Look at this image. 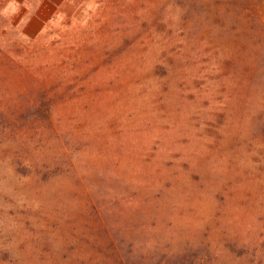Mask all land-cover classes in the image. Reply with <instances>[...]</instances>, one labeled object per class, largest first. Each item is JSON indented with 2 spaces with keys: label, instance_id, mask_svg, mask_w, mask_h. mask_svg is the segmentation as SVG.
Listing matches in <instances>:
<instances>
[{
  "label": "rangeland",
  "instance_id": "1",
  "mask_svg": "<svg viewBox=\"0 0 264 264\" xmlns=\"http://www.w3.org/2000/svg\"><path fill=\"white\" fill-rule=\"evenodd\" d=\"M115 2L0 0L7 55L28 46L22 57L43 65L56 53L33 45H84L55 60L72 81L58 90L80 94L65 111L85 121L95 95L141 125L122 133L121 152L113 148L120 165L84 178L81 213L66 186L37 196L44 170L7 153L19 139L9 145L15 125L4 134L0 124V249L12 244L32 264H264V0H185L173 13L180 25L152 28L148 0H121L120 10ZM21 53L6 67L13 83L28 75ZM171 63L174 73L163 67ZM100 221L107 237L81 234ZM5 257L0 264H13Z\"/></svg>",
  "mask_w": 264,
  "mask_h": 264
},
{
  "label": "trees",
  "instance_id": "2",
  "mask_svg": "<svg viewBox=\"0 0 264 264\" xmlns=\"http://www.w3.org/2000/svg\"><path fill=\"white\" fill-rule=\"evenodd\" d=\"M115 1V3H117L115 8H119L120 10V3L118 2L121 0ZM184 2L185 0H174L172 3H170L169 0H148V17L151 28L157 24L168 25L170 27L180 25L179 20L176 19L173 13H175L180 7V4ZM79 41L80 39L78 38V44ZM33 46L36 48L37 52L35 53L38 55L48 52L56 54L55 56L52 55V59L47 60L46 64L42 65L36 63L35 59L32 57L31 61L29 60V56L24 59L22 54L26 52L29 55V48L28 46L25 48L21 47L20 52L22 53L20 60L25 62L24 66L28 69V75L23 78V81L20 79L15 83L10 81V77H8L9 72L6 67L11 65L12 57L17 58L20 52L15 53L12 49H7V53H9V55H7L5 48L0 49V124L3 126L1 132L5 134V130L9 125H15L14 130L12 129V133H8L4 141L8 140V144L10 145L14 144L17 138L19 139L18 144L10 151H7V153L16 155L20 159L22 158L19 164L23 163L25 168L32 166L35 161V172L38 174L44 170V173L40 175L41 177H37L35 180V184L39 185L41 183L43 186L35 190L37 196H44L45 194L43 193H45L46 188L52 189L56 187V185L58 187L66 186L65 188L70 190L69 193H67L68 199L74 196V199L77 201L76 205H73V209L78 211L81 210V213H83L85 211L82 203V194L85 190L82 185L84 178H86L87 175L102 178V175H106L116 164L120 165L121 160H114L112 154L115 148H117V152H121L122 149H124V143L120 141L122 133L133 132L131 130H133L134 124H136L137 127L141 125L135 123V121H129L132 115L126 116L127 113H121L120 110V112L113 111V109L104 105L101 107L99 103L100 99L96 100L97 98L95 95H92V98L95 100L91 102L95 109L92 114L85 118V121L81 114L76 115L70 111H65L64 106L66 103L78 99L80 94L75 96L67 95V92L58 90L63 86H71L72 81L65 78L66 74L65 70L62 68L63 66L60 65L61 67H55V60H65L69 56L70 60H72L71 52L83 50L84 45H58L56 46V48H58L56 49L57 51L48 48L47 45ZM31 55H34V53H31ZM60 57H62V59ZM171 64L172 67L170 68L163 67L169 70V73H174V63ZM48 70H50L51 74L44 76L43 73H50ZM40 73H42V77H40ZM38 75L39 77H37ZM51 76H53L52 81H50ZM41 78H43V81L39 83ZM90 84L92 83L88 82L86 85L82 83L81 89L85 87L90 88ZM79 85L80 83L72 84L73 87ZM197 112L199 111H194L193 115H197ZM195 120L196 123L194 126H198L204 122L203 117H201L200 120V115H198ZM140 122H142V120ZM191 122L192 121L185 123L186 125H190ZM261 129L264 131V122L262 123ZM17 132L20 136L17 135ZM116 140H119V142L116 143V145H112ZM99 145L100 147L97 148ZM17 146L19 150H17ZM136 148L138 149V147ZM94 150L99 152L98 157L91 155ZM102 150L104 153L103 157L101 156ZM138 151L140 153V149H138ZM138 151L136 150V153H138ZM159 157L162 158L161 156ZM151 159L152 157L148 159L145 157L143 160L147 167L150 166ZM15 163V161H9L8 167L14 166ZM15 168L17 167H13L14 170ZM15 171L18 172V168ZM28 172L31 171L28 170ZM22 174L23 177H28L27 169L26 172L22 171ZM34 176L35 175H32L30 177ZM144 177L147 176L145 175ZM80 186L84 189L79 195L77 189L80 191ZM71 193H74V195H71ZM22 196L25 201L29 200L31 197L29 192H25ZM54 197L56 198L57 196L54 194L53 196H47L46 199L50 200ZM40 199L41 198L35 199L39 207L42 206L44 202L43 200L40 203ZM66 217L68 218V215ZM99 217H101V214ZM73 226L75 230L76 223L73 224ZM111 230L114 229L112 228ZM80 233L78 232L77 234ZM92 233L98 237H103L105 235L107 237L108 231L102 221H100L98 227H95L91 233L81 234L83 236H89ZM70 235H72V233H70ZM233 241L236 244L239 242L235 239ZM254 241L256 242V240ZM239 243L242 244L243 241ZM11 245L3 244L0 249V253L7 256L5 259L13 261V264H32V261H28L27 257L29 256L27 254L17 249L16 246L10 247ZM232 247L234 246L231 245V248ZM193 252L195 251L190 250L188 254L192 255ZM188 254L186 255L187 257ZM179 258L182 261L184 259L183 257Z\"/></svg>",
  "mask_w": 264,
  "mask_h": 264
},
{
  "label": "crops",
  "instance_id": "3",
  "mask_svg": "<svg viewBox=\"0 0 264 264\" xmlns=\"http://www.w3.org/2000/svg\"><path fill=\"white\" fill-rule=\"evenodd\" d=\"M61 1H63V0H61Z\"/></svg>",
  "mask_w": 264,
  "mask_h": 264
}]
</instances>
